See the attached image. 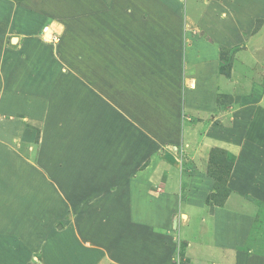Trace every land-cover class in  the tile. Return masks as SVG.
Masks as SVG:
<instances>
[{"label":"crops","instance_id":"1","mask_svg":"<svg viewBox=\"0 0 264 264\" xmlns=\"http://www.w3.org/2000/svg\"><path fill=\"white\" fill-rule=\"evenodd\" d=\"M53 1L56 4L52 2L50 8H45L44 11L38 10L37 6L39 8L40 6L32 0H0V73L5 77L6 87L20 90L24 86V90L27 91L33 86L31 82L34 79L37 86L41 82L48 84L49 81L44 80L43 74L46 71L52 75L57 71H47L45 68L53 64V52L57 50L61 54L60 70L72 73L69 78L71 77V84L75 85V89L69 92L71 88H67L68 84L65 85L68 80L56 86L50 84L52 96L48 107L50 105L61 107L64 114L62 118L75 121L76 130L82 124L83 135L86 134L84 132L86 123L98 121V124L102 125L101 121L104 118L116 119L117 123L124 125L122 129L125 130L122 134L116 135L108 130L109 145L106 150L102 149V146H98V149H86L85 139L79 141L80 146L77 145L80 147L78 150L89 157V161L82 164V167L87 168V174L77 178L82 183L91 179L87 181L93 186L91 197L88 199L99 203L95 211L85 213L88 218L84 224L73 229L71 236L65 240L61 239L62 234L56 237L53 235L55 230L51 231V225L43 232L42 237V234L36 232L41 231V228L37 227L32 246L31 241L29 245L23 239L24 236L15 237L10 235V232L8 236L3 237L6 241L0 246H3L5 256L16 255L18 259L6 257L11 260H6L8 264L16 262L36 264L40 259L33 252L42 249L46 264H102V260L104 264H126L128 256L132 257L136 253L139 255L134 257L141 264H166L168 261L164 259L163 253L166 252L164 235L171 222L174 229L179 228L182 239L188 242L184 255L187 264H264V257L254 254V251H251L253 247L247 246L250 243L252 224L260 209L253 199L264 203V120L257 125L255 122L254 126L249 128L250 134L248 133L246 138L240 136L241 130L237 127L221 130V125L209 126L211 133H206V141L213 136L216 138L220 136L223 140L224 137L230 136L231 147L237 154L236 165L228 179L230 193L222 204H213L212 212L210 211L212 204L209 201L207 203L206 199L210 191H215L213 177L204 170L202 172L197 170L199 166H187V170L184 171L181 162L177 161V153L171 152L172 147L178 148L173 143L169 146L170 150L165 145H161L158 151L154 147L166 141L173 142L181 137L182 139L186 136L191 137L188 132L186 134L185 128L181 127L179 117L172 120V115H177L176 110L180 109V103L175 104L170 92L165 91L164 76L160 73L163 68L159 65L168 60L171 67L175 61L174 56L180 55L177 61L183 65L180 70L183 72L182 78L192 79L183 90L184 97L186 96L183 105L187 104L189 111L201 112V108L198 109L195 105L196 102L203 103L196 95L203 90L210 91V88L219 83L217 65L221 61L223 51L233 49L234 46L253 37L250 32L253 27V16H256L257 10L264 8V0H204L202 8L193 13L196 16H191L188 9L191 6L197 8L200 5L198 0ZM150 6L155 9L157 16L150 17ZM166 9L169 10L167 15ZM183 11L185 18L182 22L179 16ZM42 15H45L46 19L44 18L45 21L39 25L41 21L37 24L36 20ZM159 15L164 18H159ZM48 16H52L51 20L57 22L56 29L61 33L59 41L54 44L41 42L40 36L37 35L42 25L43 28L51 22H47ZM237 30L242 33L236 34ZM247 34H250L251 38L247 37ZM166 40L170 44H165ZM172 44L174 46L171 47ZM65 56L73 57L72 62H65ZM161 95L162 98L168 99L165 101H168L167 105L172 112L166 117L164 109H158L156 122L159 125L152 127L143 116L144 109H148L146 99L152 98L153 103L158 104ZM210 95H207L208 100H211ZM20 97L19 94L13 93L12 103V98L6 95L5 99L9 101L8 108L13 105V109L16 110L20 104ZM43 101L46 107L49 99ZM57 113L60 115V111ZM54 119L58 118L51 116V120ZM164 119L170 124L164 123L161 126L160 120ZM260 119H264V115L257 114V120ZM162 132L165 135L159 137ZM196 134L192 135L197 137ZM131 135L138 136L140 141L149 139L147 143L151 145V149H147L145 145H136L137 150H131L132 155L143 153L148 159L151 154L150 158L154 159V162L148 164L147 169H140L135 175L131 169L133 164H128L134 157L128 155L127 150L124 152L122 147L119 148L120 144L117 145L122 142L129 144L130 142L124 139ZM150 151L152 153H149ZM118 154H121V163L114 161ZM92 161L93 164H90ZM117 164L121 167L118 168ZM150 168L168 173L169 182L178 187L183 181L189 182L191 189L186 199L180 191L169 195L165 192H156L155 187L160 185L161 188L162 181L149 170ZM177 170L180 172L177 173ZM57 175L59 179L63 177L67 179L66 172L65 174L62 172L63 177ZM197 182L202 188L203 183L206 185L203 195L201 193L195 197ZM67 191L69 193L68 189ZM67 193L64 192L63 196ZM8 194L10 192L5 191V194L0 193V196H4L8 202H13L15 194H12L13 199L10 196L6 197ZM83 198L81 197V200ZM12 202L9 206L13 205ZM94 203L91 206H94ZM74 208L78 211L74 216L76 218L80 208ZM2 211L1 223L15 220V215L10 217L5 209ZM20 215H27L26 220L22 221L21 218L22 224ZM148 216L157 219L156 227L161 228L159 229L162 235L147 227ZM198 216L201 220L197 219ZM129 217L134 221L133 224L139 225L137 233L141 239L154 233L158 235L155 240H158L160 250L156 256L149 257L148 246L144 252L143 249L123 250L122 245L112 238H106L105 233L101 231L103 224H115L119 220L123 222ZM16 220L22 225L21 228L25 226L32 228L35 225L33 214L20 212L19 219ZM94 223L100 226H94ZM195 226L197 230L192 229ZM117 232L119 231H109L110 235ZM123 232L127 233V230ZM14 239L19 240L13 241ZM119 239H122V236ZM246 247L249 250H246Z\"/></svg>","mask_w":264,"mask_h":264},{"label":"rangeland","instance_id":"2","mask_svg":"<svg viewBox=\"0 0 264 264\" xmlns=\"http://www.w3.org/2000/svg\"><path fill=\"white\" fill-rule=\"evenodd\" d=\"M32 2L40 6L39 8L36 5L38 10L44 11H46L45 8H50L49 6H51L52 2L53 4H56L53 0H32ZM203 2L204 0H198V4L200 5L197 6V8L195 7L196 9L192 8V6L189 7L188 12L191 16H196L193 13L197 11V9L202 8V6L204 5ZM160 8L161 6H159V9ZM166 11L167 15L169 13V10L166 9ZM155 16H157V12L150 6V17ZM51 17L52 16H48L49 19H47V22L52 21ZM158 17L161 19L164 18L162 15H159ZM179 17L183 22L185 18V11H183V14H180ZM44 18L46 19L45 15H42L39 19H37V24L39 23V21H41L39 23V25H41L45 21ZM252 22L253 27L250 32H252L253 37L251 38V35L247 34V37L251 38L250 40L248 39L249 41H244L242 44L234 46L233 49L223 51L221 61L219 62V65H217L219 83L217 85L215 84L213 88H210V91L205 92L203 90L198 93L199 95H196L199 96L200 102L203 103L198 104V102H196L197 100H195V106H197L198 109L201 108V112L189 111L190 109L188 105H183V102L186 99V96L184 97L183 90L186 88V86L189 85L188 82L192 79L182 78L183 72H181L180 70L182 69L183 65L180 61H177L180 55L177 54L174 56L175 61L172 62L171 67L168 60H164V63L159 65L163 68V71L161 70L160 73H163L162 75L164 76L163 79L165 91L170 92L171 99L176 102L175 104H178V102L180 103V109L176 110L177 115H172V120L179 117V123L181 127H184L186 134L188 132L191 137L186 136L183 139L181 137V139H175L173 140V142L166 141L163 144L160 143L159 145L154 147H156L155 150L158 151L161 145H165L169 150L171 149L169 147L171 143H173V145L175 146H178V148H173L171 146L173 149L171 152L174 151L175 154L177 153V161L179 160V162H181V167L184 171L187 170V166L192 167V165H194L199 166V168L196 169L199 171L201 170V172L202 170H204V172H209L210 169H213L214 172L216 171L215 174L217 173L216 175H219L221 171L217 170L216 167L220 166V164L210 163V156L212 154V151L215 149H217L215 150L216 155L220 156V158H229V160H231L232 158L234 169V166L236 165L237 154L236 150L231 147L232 139L230 138V136L224 137V140L221 139L220 136H218L217 138L216 136H213L209 138L208 141H206V133H211L209 126L221 125V130H224L223 128L227 127H237L238 130H241V132L239 133L240 136L246 138L248 136V133L250 134L249 128L253 127L255 122L257 125L259 124V122H263L264 120H257V114L264 115L263 7L260 10H257L256 16H253ZM41 28L37 34L40 36L39 39L41 40V42L45 44H54L45 42L42 39V35L40 32ZM240 32L242 33V31L237 30L236 34L240 35ZM60 36L61 35L59 34V38ZM235 37H237V35H235ZM160 43L162 44V42ZM167 43L170 44L166 40L165 44ZM172 46L174 45L172 44L171 47ZM60 56L61 54H59L57 50H54L52 58L53 64H49V66L45 67L47 71L57 70L58 72L60 71V73L58 74L56 71L51 75V72L46 73L45 71V74H43L45 75L44 80L48 79L49 83L46 84L44 82H41L40 80L41 84L38 83L37 86V83L34 79L31 82V85L33 86L31 88H28L27 91L24 90V86L23 88H21L22 90H13V88H7L5 77L3 73H0V157H2V159H0V193L5 194V191H7V193L10 192V194H8L6 197L10 196L11 198L13 196L12 194H15V199L12 198L13 202H8L4 196H0V211L3 212L2 209H5L6 213L10 214V217L15 215V220L6 222L5 224L1 223L2 220H0V245L4 244V242L6 241V238L3 237L8 236L11 232L10 235H13L15 237L24 236L23 239L28 244L30 243L29 241H31V245H29L32 246L34 242L33 236L35 228H41V231L36 232L42 234V237L43 232H45L46 229L48 230L49 225H51V231L55 230V233L53 234L55 235V237L56 235L59 236L60 234H62L61 239L65 240L69 238V236H71V232L74 231L73 229H75L78 225H83L88 218L86 217L85 213H87L88 211H95V209L99 205V203L96 204L97 202L94 203L93 201L91 202L88 199L89 197H91V188L93 186H91L90 182L87 181H91V179L87 180L85 183H82L77 178L80 175L85 176L87 174V168L82 167V164L83 162L87 163L89 161V157L84 156L83 153L78 150V148H80L78 146L81 145L79 141L81 139L86 140V149H98V146H102V149L106 150L108 148L107 145H109L107 142L109 140V138L107 137V133L111 132V134L116 135L119 133L122 134L123 130H125L122 129V127L124 128V125L120 124L119 122L117 123V121H115L116 119L112 118V116V120H107L108 118H104V120L101 121L102 125L98 124V121L91 123L88 122V124L86 123L84 127V132L86 134L83 135V132L81 130L82 124L79 125L80 130H76L75 121L73 122L72 120H67V118H62L64 114L62 113L63 109L61 107L53 105H50L48 107V105L51 103L52 96V94L50 93V84H55L56 86V84L59 85L60 83H63L64 80H68L65 85L68 84L67 88H71L69 92H71L72 89H75V85L71 84V77L69 78V75L72 73L60 70ZM72 59L73 57L65 56V62L68 61V63H70L72 62ZM62 60L64 61V59ZM193 84L192 86H194ZM195 88L192 89L194 90ZM13 93H17L21 96L19 102L20 104L17 106L16 110L13 109V105H10V107L8 108L9 101L5 99V96L9 95L12 98L13 103ZM162 95L159 97L160 102L158 104H154L152 98L146 99L148 102V109H144L145 113L143 114V116L145 117L147 123L152 127H156L159 125L158 122H156V112H159L158 109H164L163 113L166 115V117L172 112L170 111V107L167 105L168 101H165V99L167 98H162ZM207 95L211 96V100H208ZM46 98L49 99V101L45 107V101L43 100H45ZM118 102L120 103L121 101ZM119 103L117 105L118 108ZM24 104H26V106H24ZM138 106H140V104ZM56 111H60V115ZM53 112L55 113L53 114ZM117 112L120 111L117 110ZM199 113H201V115ZM51 116L52 118L58 119H54L52 121ZM69 118L70 117H68V119ZM164 120H160L161 126L164 123L170 124L168 120ZM98 125H100L101 128L98 127ZM195 131L197 132V134ZM160 132L161 131H159V133ZM166 133L170 132L168 131ZM193 133L198 136L195 137L194 135H192ZM164 135L165 133L163 134L162 132L161 134H159V137H163ZM216 135L220 134L216 133ZM148 140L149 139H147V141L145 139H142L140 141L138 136L131 135L124 139V141L130 142L129 144H127L126 142H122L117 143V145L120 144L119 148L122 147L124 152L127 150V154L132 155L131 150H137L135 147L136 145H145L147 149H151L150 143H147ZM137 142H139L140 144H137ZM167 142L169 143L166 144ZM249 142L247 143V145L249 144ZM155 144L156 142H154V145ZM151 151H153V149ZM151 151L149 153H152ZM195 155L197 156L196 158ZM229 155L232 156L230 157ZM120 156L121 154L116 155L114 157L116 158L114 161L121 163ZM132 156L135 160L131 159L128 164H133V166L131 167L133 175H135L140 169H147L148 164L150 165L151 162H154V159L150 158L151 154L148 159L143 155V153L137 154V156ZM100 160L103 161V159H98V161ZM93 161L96 162L95 160ZM93 161L90 164H93ZM205 164L207 165V167ZM116 166L118 168L121 167L120 164H117ZM97 167L98 166L96 165V168ZM61 169L64 174L65 172L67 173V179H64L62 172H60ZM149 170H152L154 172V175H156L157 178H161L162 181L161 188L160 185L155 187L156 192H165L169 195V193L174 194V192L178 193L180 191L183 198L186 199V196L191 189L189 182L183 181L181 184H179L178 187L175 184L169 182V180L167 179L169 176L168 173L152 168H150ZM172 171L174 170L172 169ZM176 172L178 173L180 171L177 170ZM57 174L61 175L63 179L57 178ZM4 176L7 177L4 178ZM199 178L200 177H198V180ZM166 179L169 182H167V184ZM213 180L215 182L214 177ZM205 185L206 184L203 183L202 188L201 184H198L197 182V190L194 191L196 192L195 197L199 196L201 193L203 195ZM66 188L69 190V193H67L68 191ZM64 192L68 195L66 194L65 196H63ZM210 192L208 194L206 202L208 203L209 201L212 204V206L210 205V211L212 212V210H214V205L222 204L225 198H223L221 195L212 198L211 194L213 191L211 193ZM81 197H84L83 200H81ZM253 200L256 201L260 209L256 213L254 223L252 224V230L249 235L250 243L247 244V246L249 248L253 247L251 251H254V254H259L264 257V203L256 199ZM10 202H12L13 205L9 206L11 204ZM93 203L94 206H91ZM74 207L80 208L78 217L76 216V218L74 216L78 211L75 210ZM1 212L0 214L2 215ZM20 212L22 214L29 213L34 215L35 220L33 221V223L35 225L32 226V228L31 226L29 228H26V226L21 228V224L23 223L22 221L27 219V215H20V224L16 220L19 219ZM147 219V227L153 228L156 233L161 234V228L159 227V229L158 227H156V224L158 223L157 219H152L149 216ZM197 219L201 220V217L198 216ZM133 222L134 221L129 217L125 218L123 222H120L119 220L118 223L116 222L115 224H103L101 226V231L105 233L106 238H112L113 240L117 241L119 245H122L121 249L123 250L129 249L131 251L133 249V251H138L139 249H143L144 252L146 251V246H148L147 251L149 257L156 256V254L160 250V244L158 240H155L156 238H158V235L154 233L153 235H150L145 239H141L137 233V228H139V225H137L136 223L133 224ZM60 225H62L61 228L63 229L57 230ZM94 226H100V224L94 223ZM167 227L168 230L165 232V235L163 234L165 236L164 245L166 248V252H163L165 254L164 259L168 261L166 264H187V262L184 260V255L187 251L186 245L188 242L184 241L185 239H182V236L178 230L179 228L177 227L174 229L172 222L171 224L169 223ZM192 229L197 230V226L193 227ZM125 230H127V233L123 232ZM109 231L119 232L110 235ZM149 232L153 233L152 231ZM120 236H122V239H119ZM159 238H161L160 235ZM18 240L19 239H14L13 241ZM170 244H172V246ZM0 247V264H8V261H11L6 257H13L14 260L18 259V256L16 255L10 256L8 254V256H5L3 246ZM245 249L249 250L247 247ZM33 253L36 254L38 259H40L36 261V264H46L44 262V249L38 250L36 253L34 251ZM135 255L139 254L136 253ZM134 256H128L130 260L128 259V263L126 264H141V262L137 261L135 259L136 257ZM118 260L120 261V259ZM3 261H6V263H4ZM51 261L52 260H49V262ZM17 263L18 262H16L15 264ZM102 264H104L103 260Z\"/></svg>","mask_w":264,"mask_h":264},{"label":"trees","instance_id":"3","mask_svg":"<svg viewBox=\"0 0 264 264\" xmlns=\"http://www.w3.org/2000/svg\"><path fill=\"white\" fill-rule=\"evenodd\" d=\"M215 150H217V149H215ZM215 150L212 151V154L210 156V163L220 164V166H218L216 168H217V170H220L221 173H219V175H216L217 173L215 174L216 171L214 172L213 169H210L208 172L211 176H213L215 178V182L213 185V188L215 191H213L211 195H212V198H215V197L221 195L223 198L226 199V197L230 193V189L228 187V179H229V176H230L231 171L233 169L234 163H233L232 158H231V160H229V158H227V159H225L223 157L220 158V156L216 155ZM229 156L231 157L232 155H229Z\"/></svg>","mask_w":264,"mask_h":264},{"label":"built area","instance_id":"4","mask_svg":"<svg viewBox=\"0 0 264 264\" xmlns=\"http://www.w3.org/2000/svg\"><path fill=\"white\" fill-rule=\"evenodd\" d=\"M56 21L53 20L50 23L46 24L42 30H41V35H42V39L45 42H49V43H56L58 42L59 39V34L60 31H58L56 29Z\"/></svg>","mask_w":264,"mask_h":264},{"label":"bare ground","instance_id":"5","mask_svg":"<svg viewBox=\"0 0 264 264\" xmlns=\"http://www.w3.org/2000/svg\"><path fill=\"white\" fill-rule=\"evenodd\" d=\"M193 84V83H192ZM194 85V84H193ZM185 219H187V216H186V218Z\"/></svg>","mask_w":264,"mask_h":264},{"label":"water","instance_id":"6","mask_svg":"<svg viewBox=\"0 0 264 264\" xmlns=\"http://www.w3.org/2000/svg\"><path fill=\"white\" fill-rule=\"evenodd\" d=\"M59 227H62V225H60Z\"/></svg>","mask_w":264,"mask_h":264}]
</instances>
